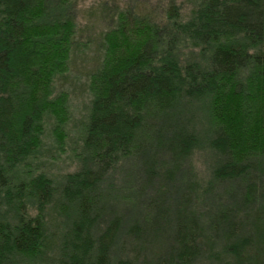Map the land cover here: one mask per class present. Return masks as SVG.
Here are the masks:
<instances>
[{
    "label": "trees",
    "instance_id": "trees-1",
    "mask_svg": "<svg viewBox=\"0 0 264 264\" xmlns=\"http://www.w3.org/2000/svg\"><path fill=\"white\" fill-rule=\"evenodd\" d=\"M156 4L0 0V264H264V0Z\"/></svg>",
    "mask_w": 264,
    "mask_h": 264
},
{
    "label": "rangeland",
    "instance_id": "rangeland-1",
    "mask_svg": "<svg viewBox=\"0 0 264 264\" xmlns=\"http://www.w3.org/2000/svg\"><path fill=\"white\" fill-rule=\"evenodd\" d=\"M92 1V0H90ZM95 2H97L98 0H94ZM109 2V4H111V0H107ZM119 3H125V4H134V3H140V12L141 13H147L150 11H156L157 10V4L156 1L157 0H117ZM90 3H88V5H85V10H88L90 8ZM89 12V11H86ZM88 15V14H87ZM90 16V15H89ZM93 19V18H92ZM95 20V19H94ZM100 24V21L96 20V21H91L90 20V28L92 29V33L94 34V31H98L94 30L96 25ZM98 28V27H97ZM100 29V28H99ZM98 33V32H97ZM76 68H79L80 71V75H77L78 79L82 78V82H84L83 78L85 77V72H86V67L84 64H79L77 65ZM81 68L83 70H81ZM86 81V79H85ZM69 88L70 86L67 85ZM73 93L72 94V100H71V124H70V128H69V132L70 134H72V137H74L75 135H77L76 132V127L78 122L81 120V118L83 117L85 111H86V104H87V97H86V93H85V86L82 83L81 86H77V87H73L72 88ZM78 129V128H77ZM70 160L67 159L65 161H55L54 163H52L51 165L48 166V171L51 175H53L54 177L56 176H60L68 171H71L74 167L71 166L70 164Z\"/></svg>",
    "mask_w": 264,
    "mask_h": 264
}]
</instances>
